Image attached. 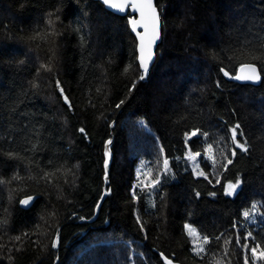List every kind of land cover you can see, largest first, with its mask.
Wrapping results in <instances>:
<instances>
[{"label":"trees","instance_id":"trees-1","mask_svg":"<svg viewBox=\"0 0 264 264\" xmlns=\"http://www.w3.org/2000/svg\"><path fill=\"white\" fill-rule=\"evenodd\" d=\"M156 2L143 81L127 16L0 0V264H264V0Z\"/></svg>","mask_w":264,"mask_h":264},{"label":"water","instance_id":"water-1","mask_svg":"<svg viewBox=\"0 0 264 264\" xmlns=\"http://www.w3.org/2000/svg\"><path fill=\"white\" fill-rule=\"evenodd\" d=\"M97 2H100L102 5H104V7L110 12L125 17H128V22H129V27L131 29L132 34L135 36L136 40H137V60L141 69V73H143V81H146L151 73L152 67L156 62L157 59V48L158 46L161 44L162 39H163V30H162V20H161V14L159 11V8L157 7V2L156 0H151V3L155 9V16L158 20V24L156 26V33L155 35L152 32V23L149 19L145 18L142 21L141 15H140V11L137 9H133L131 7V5L133 3H140V2H144L146 3L147 0H111L112 4L115 5H125V7L123 8V10H120L119 7H109L108 5H106L103 0H94ZM135 20L137 22V25L133 26L132 21ZM144 23L148 24V32L145 33V28L142 26ZM139 34V35H138ZM144 36L145 37V48H146V60H145V64H146V69L145 70V66H143L141 64V51H140V47H141V37ZM151 40V43L149 44L148 41ZM252 68H255V75H257L259 77V79L252 81V80H246V79H237V81L239 83L243 84H258L261 80V72L260 69L257 68V66L253 65V64H246L243 65L242 68L239 69L237 76L240 77H244L247 75H252ZM112 158H113V154L112 151L110 149L109 143L106 144V161H105V168H106V178H105V183L109 184V170L112 164ZM36 196H29L26 197L24 199H22L20 201V207L23 209H28L35 201ZM105 199V193L103 194V198L100 201L98 207H97V214L96 217L98 215V210L99 207L101 206L102 202H104ZM27 200L28 203H23V201ZM163 260L165 261L166 264H173L169 259H167L166 257L163 256Z\"/></svg>","mask_w":264,"mask_h":264},{"label":"snow or ice","instance_id":"snow-or-ice-1","mask_svg":"<svg viewBox=\"0 0 264 264\" xmlns=\"http://www.w3.org/2000/svg\"><path fill=\"white\" fill-rule=\"evenodd\" d=\"M103 2L108 5L109 7H119L120 10H123V8L125 7V5L121 4V5H115V4H112L111 3V0H103ZM131 7L133 9H137L140 11V15H141V18H142V21L147 18L151 21L152 23V32L153 34L155 35L156 33V26L158 24V20L155 16V9L151 3V0H147L146 3L144 2H140V3H133L131 5ZM133 23V26H134V29H135V26L137 25V22L135 20L132 21ZM144 28H145V33L148 32V24L147 23H144L142 25ZM139 35V34H138ZM148 43L150 44L151 43V40L148 41ZM140 51H141V64L143 66H145V70L146 69V64H145V60H146V48H145V37L142 36L141 37V47H140ZM252 75H247V76H244V77H240V76H236L234 77L235 79H246V80H252V81H255L257 79H259V77L257 75H255V68H252ZM227 75V73H226ZM141 79H143V77H141ZM67 99V98H65ZM240 125L237 124L234 128L231 129V132H232V141L235 143L236 147L237 148H240L242 151H247L248 148H247V145H246V142L244 143H241L240 141H238L236 139V136H237V129H239ZM83 131V130H82ZM193 135H195V133H193ZM242 135V133H241ZM233 155H235V151H233L232 153ZM231 162V161H229ZM165 164H167V161H165ZM230 188H233L234 186L233 185H229ZM23 203H28L27 200L23 201ZM256 205H253V208H255ZM245 216L247 217L248 216V213L245 212ZM191 231V230H190ZM251 235V234H249ZM259 245H254L252 248H251V254L252 256H256L257 255V249H258ZM203 249H201L202 251ZM260 257L261 258H264V249H262L259 253ZM245 264H247V258H246V261H245Z\"/></svg>","mask_w":264,"mask_h":264},{"label":"rangeland","instance_id":"rangeland-1","mask_svg":"<svg viewBox=\"0 0 264 264\" xmlns=\"http://www.w3.org/2000/svg\"><path fill=\"white\" fill-rule=\"evenodd\" d=\"M187 159L191 165V168L193 170L194 175H196L197 177H202L203 172H202V169L200 167V163L198 162L199 161V154L189 152L187 155ZM229 185H233L234 187L230 188ZM226 187H227L228 194L230 196H234V194L240 188V182L235 183V184H228V186H226ZM188 229H189L190 235L193 237L194 241L196 242L198 249H201L203 244H204V240H202L203 238L192 227L189 226Z\"/></svg>","mask_w":264,"mask_h":264}]
</instances>
